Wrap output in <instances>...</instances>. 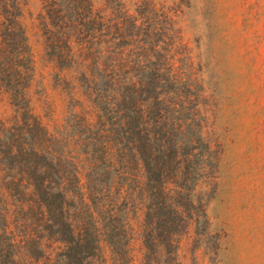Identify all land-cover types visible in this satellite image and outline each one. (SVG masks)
Returning <instances> with one entry per match:
<instances>
[{
	"label": "trees",
	"instance_id": "obj_1",
	"mask_svg": "<svg viewBox=\"0 0 264 264\" xmlns=\"http://www.w3.org/2000/svg\"><path fill=\"white\" fill-rule=\"evenodd\" d=\"M42 2L52 72L34 99L27 0H0V92L12 109L0 120V264H180L196 207L179 181L196 140L183 153L178 135L204 89L176 11Z\"/></svg>",
	"mask_w": 264,
	"mask_h": 264
},
{
	"label": "rangeland",
	"instance_id": "obj_2",
	"mask_svg": "<svg viewBox=\"0 0 264 264\" xmlns=\"http://www.w3.org/2000/svg\"><path fill=\"white\" fill-rule=\"evenodd\" d=\"M154 1L176 11L188 64L204 89L200 111L192 105L183 111L187 125L178 135L183 153L186 141L196 140L195 155L179 181L196 207L179 238V262L264 264V0ZM42 9V0H27L24 24L36 63L34 99V92L50 88L52 72L44 60ZM11 117L0 92V120Z\"/></svg>",
	"mask_w": 264,
	"mask_h": 264
}]
</instances>
